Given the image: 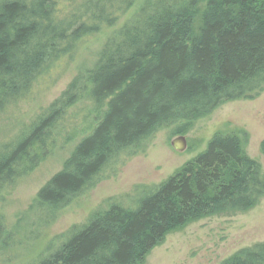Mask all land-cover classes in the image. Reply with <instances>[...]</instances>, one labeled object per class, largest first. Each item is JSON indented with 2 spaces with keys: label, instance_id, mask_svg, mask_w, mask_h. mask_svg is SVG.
Masks as SVG:
<instances>
[{
  "label": "trees",
  "instance_id": "trees-1",
  "mask_svg": "<svg viewBox=\"0 0 264 264\" xmlns=\"http://www.w3.org/2000/svg\"><path fill=\"white\" fill-rule=\"evenodd\" d=\"M136 1L0 0V118L54 85L82 45L115 26ZM263 91L264 0H145L107 39L94 66L0 142V191L75 144L25 213L44 218L5 229L0 215V254L20 245L19 236L35 238L34 226L117 174L161 130L184 134L222 103ZM260 151L264 158V139ZM263 198L261 164L238 135L217 133L133 208L113 203L29 264H142L170 231L247 211ZM222 264H264V241Z\"/></svg>",
  "mask_w": 264,
  "mask_h": 264
},
{
  "label": "rangeland",
  "instance_id": "rangeland-1",
  "mask_svg": "<svg viewBox=\"0 0 264 264\" xmlns=\"http://www.w3.org/2000/svg\"><path fill=\"white\" fill-rule=\"evenodd\" d=\"M144 1L137 0L115 26L103 29L83 44L54 85L4 114L0 118V142L12 139L25 123L65 90L79 71L94 66L107 39L138 11ZM200 5L203 7L204 3ZM199 23L198 16L196 25ZM217 133L238 135L244 152L261 164L264 174V158L260 151V143L264 139V91L254 98L226 101L208 115L195 120L186 133L181 134L186 140L183 150L172 145L173 139L180 135L174 134L172 128L161 130L147 150L130 158L117 174L76 196L47 225L34 226L35 238L26 240L19 236L22 243L4 250L0 261L4 262L2 264H29L47 250L57 247L55 239L66 237L73 229L89 223L96 213L107 210L113 203L133 208L139 198L204 151ZM74 146L73 143L64 149H56L15 187L0 191V215L7 224L5 229L21 230L22 225L44 218L41 213L39 216L25 213L40 188L62 169ZM20 218H23L21 222ZM262 241L264 198L247 211L210 215L170 231L146 255L142 264H222L243 249Z\"/></svg>",
  "mask_w": 264,
  "mask_h": 264
},
{
  "label": "water",
  "instance_id": "water-1",
  "mask_svg": "<svg viewBox=\"0 0 264 264\" xmlns=\"http://www.w3.org/2000/svg\"><path fill=\"white\" fill-rule=\"evenodd\" d=\"M172 145L178 150H183L186 146V140L184 135H180L173 139Z\"/></svg>",
  "mask_w": 264,
  "mask_h": 264
}]
</instances>
